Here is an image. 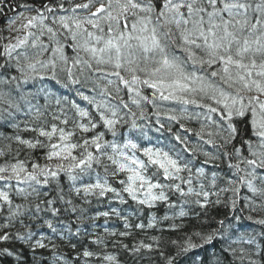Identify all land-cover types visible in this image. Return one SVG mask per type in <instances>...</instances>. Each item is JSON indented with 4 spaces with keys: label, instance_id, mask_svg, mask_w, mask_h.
<instances>
[{
    "label": "snow or ice",
    "instance_id": "obj_1",
    "mask_svg": "<svg viewBox=\"0 0 264 264\" xmlns=\"http://www.w3.org/2000/svg\"><path fill=\"white\" fill-rule=\"evenodd\" d=\"M98 3L95 11L90 8ZM5 0H0V12L4 10ZM29 14L23 12L10 22L12 26L20 21V27L15 31L23 32V38L16 37V42L3 45L0 56L4 57V62L0 63V70H7L8 67L14 69L18 75H9L7 79L0 82L10 85L15 83V90L19 95V100L29 105L31 110L35 105L32 100L36 99L41 93L45 100L54 98L45 85L41 84L35 94L21 93V84L29 81H54L55 84L63 88L74 90L76 96L94 104L100 113V121L113 133L116 134L117 110L112 108L104 101L97 102L94 97L85 95L83 88L94 91L101 87L100 80H107L108 84H123V86L135 97L134 104L140 101H149V96L142 95L141 88L152 89V97L161 101H169L183 106L181 113L187 112V106L204 109V119L215 125V131L209 132V139L204 141L216 148H224L238 137L246 147L248 156L241 153L240 148L233 146L232 153L235 154L237 163L229 162L228 167L234 173L243 172L239 177L243 187H246L254 196L264 199V0H87L86 3L75 4L71 8V14L58 15L51 17L52 24H58L60 29L65 30V39L72 41V50L75 56L69 60L65 55L63 45L57 39L58 29L45 23L49 17L45 15L56 12L57 9L68 12L63 3H58L56 7L44 6V10L32 9L24 6ZM90 11V15L81 18L77 15V10ZM35 11V15L30 13ZM105 25L107 32H105ZM95 31H90L89 27ZM35 29L36 31H33ZM39 33V35H37ZM48 35L54 41L56 47L52 49V57L48 60L41 59L44 52L48 50V45L40 39L41 36ZM34 39L29 43V38ZM37 49L29 52L27 49ZM25 49V51H19ZM15 53V55H13ZM81 53L84 55L82 56ZM15 61L11 64V61ZM60 73H63L61 77ZM116 77L115 81L108 79ZM102 93H108V88H101ZM10 92L0 91V103L7 105V108L0 110V121H8L13 116L9 109L20 110L19 102L10 99ZM208 100L211 103H205ZM54 102L59 105L62 103L60 98H54ZM154 103V100L152 101ZM67 105L72 107L80 117H89V112L81 109L75 100H66ZM124 107H128L124 104ZM102 110V111H101ZM39 116V108L36 109ZM6 113V114H5ZM105 113H110L111 118ZM181 118L191 119V116L169 115L168 119L179 123ZM67 123L65 119L62 121ZM241 122L250 126L251 136L244 137L241 134L239 124ZM83 132H88L97 127L96 123L90 121L89 125L78 124ZM136 128L135 121L132 124ZM163 127V125H161ZM183 127V126H182ZM38 133L39 137H44L48 143H44L39 138L34 141L24 140L17 136L15 139L26 145L29 149L47 148L46 158L52 160H71L67 168L63 163H57L52 167L47 165L32 164V170L26 167L25 162L18 161L7 167H0V181L15 180L17 184H27V188H18V194L27 199L32 193L39 195L37 185L47 184L49 177L56 178L60 172H67L70 178L75 181L77 177L72 175L77 169L81 173L92 168L93 163H100V157L88 151L92 146L96 152L102 148L110 146L113 155H108V160L118 165V171L128 173L127 181L121 180L124 184L123 191L132 200L141 205L152 206L156 201H166L165 187L174 188L182 196L195 195L202 196L203 203L197 200L196 203L201 207H207L209 193L194 191L189 187L184 191L180 184L166 185L153 181L152 177H162L164 180H179L182 183L192 184V179L185 180L180 173L187 170L191 172L188 163H182L179 156L173 157L162 149L144 148L142 154L146 160H141L132 155L126 154L118 144L108 145L103 142V134H97L90 141L85 139L83 144L72 143L71 132L58 129L55 125L51 130L43 127L31 129ZM201 139L203 135L197 133ZM58 136V142H53V138ZM218 137L222 143H217L212 137ZM175 139L185 145V151L194 152L189 149L181 139ZM84 148L80 157L73 155L77 148ZM123 148L138 150V145L128 141ZM4 152L0 151V156ZM207 157L205 163L210 160L218 159L217 156L205 152ZM225 156H230L224 152ZM119 156L122 159L117 160ZM251 157V158H249ZM241 164L246 168H241ZM152 168L151 175L148 174ZM107 171V168H105ZM203 175V169L198 170ZM8 173V175H4ZM116 173H112L115 175ZM43 178V179H41ZM260 181L258 186L256 181ZM230 186L235 185L236 181L229 179ZM215 187V177L212 180ZM31 189V192L28 191ZM98 189V193L94 190ZM155 189L161 191L156 192ZM80 189H77L79 192ZM85 194H96L104 196L108 192L116 193V190L108 185L107 180L94 184H89L83 189ZM220 191L239 192V188H222ZM119 196V193H116ZM218 196L219 193H216ZM0 201L8 206L10 216H22L20 205L12 207L13 201L7 191L0 190ZM52 203V201H48ZM70 203V201H69ZM216 204L221 203L219 199ZM232 210L235 211L236 200L232 201ZM39 211V205H36ZM4 209L0 207V211ZM252 211L264 210V203L255 205ZM105 216L108 213H104ZM184 216L183 211L180 212ZM253 223L264 226V218L254 219L247 217ZM238 221L239 217H235ZM21 223H23L21 221ZM7 226V225H5ZM151 226V225H150ZM219 226L224 232L216 231L206 235H200L201 244L193 243L192 240L186 242L182 251L187 252L192 248L202 247L203 244L212 243L214 239L224 238V233L233 227L226 224L224 220L219 221ZM52 228V224L48 223ZM143 227V225H138ZM264 238V231L258 233ZM32 233L17 234L16 238L25 241L31 240ZM8 234L0 235V241H8ZM246 243L253 246V250L239 249L240 255L237 257L242 262L247 260V264H258L252 259L253 255L261 257L264 254V245L257 242L256 235L249 233L247 237L241 234L238 239L231 243ZM175 243V242H174ZM36 247L45 248L46 245L41 241L35 242ZM126 247V246H125ZM151 250L150 245H141ZM8 255H12L7 249L3 250ZM139 251V248L134 249ZM232 255L236 254L237 249L231 244L225 249ZM85 257L93 255L92 252L85 251ZM108 261H114L115 257H105ZM171 264V260H169Z\"/></svg>",
    "mask_w": 264,
    "mask_h": 264
},
{
    "label": "trees",
    "instance_id": "obj_2",
    "mask_svg": "<svg viewBox=\"0 0 264 264\" xmlns=\"http://www.w3.org/2000/svg\"><path fill=\"white\" fill-rule=\"evenodd\" d=\"M48 1L49 0H5L4 10L0 12V50L3 42L7 39L6 23L11 19L12 9L14 11L17 8L22 10L21 7L24 9L25 5L30 8L36 5L41 6L45 5ZM54 1L55 0L52 2L56 6L57 4L55 3L57 2ZM105 32H107L106 27ZM46 38L49 39L48 35H44V39ZM68 46L69 47L64 48L65 55H68L72 49L70 45ZM27 50L29 52L37 51V49L31 48ZM68 57L71 61L74 56L69 55ZM50 58L53 57L46 56L44 53L41 57V59L45 61ZM60 75L63 77L64 74L60 73ZM114 78L115 80L117 79L116 77H109L110 80ZM52 83L53 82L47 83L46 88L53 93L54 98H60L62 103L57 105L54 102V98H50L46 101L45 98H43L44 95L40 94L34 99L32 104L35 105V107H32L31 110L37 113L36 109L39 108V115L46 124H53L57 121L55 125L62 126L60 129H64L66 133H74L68 142L82 145L85 139L90 141L94 136L102 133L103 142H106L108 145L113 143L118 144L126 154L132 155L134 153L136 157L141 160H146V157L142 154V149H162L163 151L169 152L173 157L179 156L182 163H188L191 172L189 173L185 170L180 173V175L185 180L191 178L192 184L182 183L179 180H164L159 176L152 177L153 181L156 182L158 180V182L166 185L180 184V187L184 191H187L189 187L193 188L194 191H201L200 186L203 184V191L209 193V198L207 207H201L196 201L200 200L203 203L202 196H182L179 192L175 191L174 188L165 187L162 190L168 198L166 201H156L152 206L141 205L137 201L132 200L131 197L123 191L125 185L121 184L120 181H127L128 173L119 172L118 165L108 160V155H113L112 148L110 146L104 147L98 153L94 147L89 146L88 151L99 156L100 163L94 162L92 168L88 169L85 174L75 175L77 177L75 181L70 178L67 172H60L57 178H50L46 185L42 184L45 186H36L39 195L32 193V195L25 199L19 195L16 190L13 197L18 198V201H23L28 205L26 208H20V212L23 213V215L12 217L10 224H14L16 231L23 235L30 229L31 232L35 229L32 227L39 222L38 220L40 219L38 215H41L47 218L40 220L41 222L46 223V220H49V223L57 228L68 226L71 229L72 226L78 227L80 229L78 235H80L81 238L83 237L84 243L82 244H88L89 247L102 253L101 255L96 253L90 257H85L83 253L87 250L82 248L81 241H77L76 238H73V234L67 233L68 235L63 236V239L58 238V240L56 239L55 241L50 238L51 241L49 236L46 235L47 239L42 241L46 247H35L33 250L37 255L43 253L45 258L43 261H40L37 256L36 260L42 262L41 264H64L66 260H64L63 257L68 254L74 264H87L86 261L88 260L106 259L105 257L110 256L111 253L121 257L123 254V247L129 246L131 248V253H133L134 249L139 248V251H137V258L131 256L129 264H167L169 260L174 262L172 261L173 258L181 256L187 261L183 262L182 260L180 264H194V255L196 254L193 253L192 256H188L186 252L182 251V247L186 246V242L189 238L193 243L198 245L201 244L202 241L197 233L206 235L216 231L224 232L219 226V221L225 220L226 224H232L233 227H237L238 230L236 229L233 236L230 238H227L230 233L228 230L224 233L223 239L217 238L213 240V244H211L212 249L209 247L211 253L207 252L202 263L247 264V260L242 262L235 259V261H233L223 253L229 244H231V246H236L242 243H231L233 241L231 239L234 237L238 239L241 234L247 237L249 233L259 237L258 233L264 231V227L258 228L257 224L247 219L248 216H252L254 219L264 218V210H251L253 206L264 203V199L260 196H254L246 187L241 185L239 177L244 175L243 172L237 174L234 173L233 169L228 167L229 162L233 164L237 163L235 154L232 153L233 146L240 148L242 155L248 156L246 147L242 144L239 137L224 148L218 149L213 147V145L207 144L204 141L209 139V132L215 131V125L205 120L203 115L197 116L198 113H203L205 111L204 109L189 105L187 106V112L181 113V108L183 106L153 98V90L146 86L141 88V93L142 95L149 96L150 100H141L137 105L132 101L133 99L139 98L135 97L134 93L129 92L123 84H108L107 80H100L101 87H97L94 91H90L89 88L92 87L90 84L89 87L83 88L82 91L85 95L94 97L97 102L104 101L117 110V119L119 123L116 125V134L113 135V133L100 121V113L94 104H89L79 96L69 97L70 89L65 92L62 87L53 85ZM103 87L108 88V93H102L101 88ZM10 99H12L11 94ZM68 99L75 100L81 109L89 112V117H80L76 110L71 109V107L67 105L66 100ZM153 100L154 103L152 102ZM204 102L211 103V101L208 100ZM0 104L2 107L7 108V105L3 103ZM124 104H127L128 107H124ZM105 114L111 118L110 113ZM169 115H177L178 117L191 116L192 118H181L179 123H177L176 121L168 119ZM15 117L14 113L12 119H15ZM65 119L68 121L66 124L62 122ZM90 121L97 124L95 129L83 132L78 127V124L81 123L89 125ZM133 121H135L136 128L132 127ZM161 125H163V127H161ZM239 127L244 137L251 136L250 126L241 122ZM48 130L51 129L48 128ZM197 133H201L203 139H201ZM176 136H180L181 139L185 141L187 147L195 151H185V145L177 141L175 139ZM20 138L24 139L21 135ZM37 138L44 143H48L44 137L39 136L34 137L33 141ZM145 138H147L146 143L144 142ZM212 138L215 139L217 143H222L218 137L213 136ZM128 141L136 143L138 145V150L123 148V145ZM3 142L6 144L4 146V151L11 150L14 155L10 156L4 153L3 156H0V167H7L18 161H22L25 162L29 171L32 170V164L34 163L42 167L47 165L55 170L54 166L57 163H63L65 168L71 163H74L70 159L62 161L54 159L49 161L46 158L47 148H40L38 146L36 149H29L28 147L25 148L23 144L17 143V141L5 140ZM53 142H58V138H53ZM83 152V147L77 148L73 151V155L79 158ZM205 152L217 156L218 159L210 160L208 163H205L207 159L204 155ZM224 152H228L231 155L225 156ZM116 159L121 160L122 158L117 156ZM105 168H107V171H105ZM241 168H246V165L241 164ZM199 169H203V175L199 174ZM87 172L93 176H91V179L83 181V177L88 175ZM114 172L116 174L112 175ZM151 172L152 168H149L148 174L151 175ZM213 177H215V187L212 186ZM229 179L236 181V184L230 186L228 184ZM97 180L100 182L107 180L108 185L115 189L116 193H119V196L114 192H108L104 196L92 193L85 194L83 191L84 187L96 183ZM256 183L258 186H261L259 180H257ZM229 187L239 188V192L220 191L222 188ZM77 189H80V191L77 192ZM28 191L31 192V189ZM94 191L98 193L99 190L96 189ZM154 191L159 192L161 190L155 189ZM216 193H219V195L217 196ZM217 199H219L221 203L216 204L215 201ZM14 200L15 199H13V201ZM233 200H236L235 211H233L231 207ZM48 201H52V203H48ZM111 201L114 203V211H111ZM36 205H39V211H37ZM181 211L185 213L184 216L180 215ZM104 213H108V215L105 216ZM72 214L73 216H68ZM235 217H239V220L236 221ZM0 218L2 219L1 224H9L8 220L3 217ZM21 221L23 223H21ZM33 221H36L35 225H32ZM138 225H143V227H138ZM42 228L44 231L49 230L47 227ZM159 235V245L163 253H159L156 250L155 253L157 254L154 253L155 256L152 254H148L145 257L140 254L138 255V252H146V250H148L147 247H141V245H151L149 243L152 239H155V236L159 237ZM69 252H71V254ZM22 253V261L16 264H30L29 261L31 260H29L28 251L22 250ZM214 253L217 255L213 256ZM53 254L57 257L60 256L61 260H55ZM252 259H258V264L264 261V258L252 257ZM5 263L12 264L11 261H6ZM67 264H70L69 260H67ZM176 264H178V262H176Z\"/></svg>",
    "mask_w": 264,
    "mask_h": 264
},
{
    "label": "bare ground",
    "instance_id": "obj_3",
    "mask_svg": "<svg viewBox=\"0 0 264 264\" xmlns=\"http://www.w3.org/2000/svg\"><path fill=\"white\" fill-rule=\"evenodd\" d=\"M56 1L57 2H61L62 0H56ZM64 2L67 5H69V6H71V5L73 6V4H74L73 0H65ZM41 10H44V7ZM9 22L10 21H8L6 24H8ZM105 27L107 29L106 25H105ZM53 28L54 29H58V33H64V35H59L58 34V37H59L58 39L60 40L61 44L63 45V48L69 47L68 45H70V47L72 48V41L70 39H65V35H67L65 30L60 29L58 24L53 25ZM8 37H9V33H8V30H7V38ZM42 41H43L44 44L48 45V50L46 52H44V54L46 56H50L51 57L52 56V49L56 47L55 42L53 41L50 44L49 43V39H47V38L44 39V36H43V40ZM7 43H9V40L5 39V41L3 42V45H5ZM3 45L1 46V50L0 51H2ZM24 50L25 49H20L19 51L22 52ZM71 51L68 53V55L67 54L66 55L67 56H69V55L75 56L74 55V51L72 49H71ZM13 55H15V53ZM3 62H4V57L0 56V63H3ZM10 63L14 64L15 61L13 60ZM9 75H18V73H15L14 69L11 68V67H8L6 71L5 70H0V80L7 79ZM0 90L4 91V92H10L13 100L17 101V97H19V95H18L17 91L15 90V83L14 82L12 84H10V85H6V84L0 82ZM20 92L21 93H29V92H31L30 83L28 82L27 84H21ZM43 98H45V97H43ZM33 101L34 100H32V103H33ZM5 108L6 107H2V105L0 104V110L5 109ZM9 110L13 112V116H14V113H15L16 117H15V119H12V117H13L12 116L10 118L11 121L10 120H8V121H0V150L3 151L5 154L6 153L9 154L10 156L14 155L12 153L13 151H11V150H9V151L5 150L4 151V148H5L4 146L6 144L3 141H5V140H13V141L16 142L17 140L15 138L17 136L20 137V135L24 138V140L33 141L34 137L38 136V133L35 132V131H32L31 129L43 127L45 130H48V128L51 129V127L53 125H55V123L57 122L56 121L53 124H50V123L46 124V122L42 120L40 115L37 116V113H35L34 110H30L29 105H27V104H25V106H23V108H20V110L17 111V112H16L15 109H9ZM56 127L58 129H60L62 126H56ZM54 138H58V136L54 137ZM17 143H19V142L17 141ZM23 146L25 148L27 147L24 144H23ZM4 175H8V173H5ZM18 187H22V186L17 184V182L15 180H12V181H0V190L7 191L9 193V196L12 199V201H13V199H15L13 201L12 207L15 208L16 205H20L21 209H23V208H26V206L28 204L23 202V201H18L19 200L18 198L13 197L15 195L16 190H17ZM0 207H2L4 209L3 211H0V217H3L6 220H8V217L11 215L10 212L8 211V206L5 205L3 203V201H0ZM68 216H73V214L72 215H68ZM38 217H39L40 220L47 219L45 217H42L41 215L40 216L38 215ZM1 220L2 219L0 218V235L8 234L10 236V239L8 241H0V264L5 263L6 261H11L12 264H16L18 262H21L22 261L21 259L23 257L22 256V254H23L22 250L23 251L24 250L28 251V253H27L28 257H29V260H31V261H29L30 264H41L42 262H40V261H43L44 258H45L44 254L42 253L41 255L40 254L37 255L33 250L36 247L35 242L37 240L43 241V240L47 239L46 235L49 236V239L51 238V239H54L53 241H55L56 239L58 240V238L63 239L64 238L63 236H65V235L67 236L68 234H73L72 235L73 238H76L77 241H81V246H83L82 248H84L85 250H87V251L89 250V252H92L93 255L96 254V253L101 255V253H102L100 251H96L93 248L89 247L88 244H85V245L82 244V243H84L83 242V237L81 238V236L78 235L80 229L78 227H75V226H72V228L70 229L68 226H65V227H62V228H60V227L57 228V227L52 225L53 227L49 228L48 227V223L50 222L49 220H46V223L45 222H41L40 220H38L39 222L37 224H36V221H33L32 225H35V224L36 225L33 226L32 228H35V229L31 232L32 233L31 240L26 243L25 241L16 238L18 232L14 228V224H7V226H5V224H1ZM257 226H258V228L264 227V226H260V225H257ZM42 227H44V228L47 227V228H49V230H45L46 231L45 232ZM236 229H237V227H233V228L229 229L230 233L228 234L227 238H230L231 236H233V234L236 231ZM29 231H31V229ZM159 238H160V235H159V237L155 236V239H152V241L149 243V244H151L150 245L151 246V250H149V248H148V250H146V252H144V251L138 252V255L140 254V255L145 257L148 254H152V255L155 256V254H157V253H155L156 250L159 253L160 252L163 253V250H162V248L159 245L160 244L159 243ZM231 240H236V239L234 237ZM257 242L259 244H261V245H264V239H262L260 236L257 237ZM211 244H213V242L212 243H208V244H203L202 247L192 248L189 251H187L186 253H187L188 256H192V254L195 253L196 255H194L195 260L193 261V263L194 264H203L202 262H203V259H205L206 255H207V252L211 253L210 252V250L212 249L211 248V246H212ZM74 245H76V244H74ZM74 245H72V246H74ZM231 247L234 248V249H237L235 255H232L230 252L225 251V250H224L223 253H225L228 256V258L232 259L233 261H235V259H238L237 257H239V255H240L239 249L243 248V249H247V250H253V246H250V245H248L246 243H241L239 245L231 246ZM4 249H7L8 252L12 253V255H8L6 252H4L3 251ZM69 253L71 254V252H69ZM122 253L123 254H122L121 257L120 256H115V255H113V253H111L110 256L115 257L114 261H108L106 259H99V260H90V261L88 260V261H86V263L87 264H129V259L131 258V256L134 257V258H137V251H133V253H131V248L129 246L123 247ZM216 255L217 254L214 253L213 256H216ZM37 256H38L40 261L36 260ZM253 257L256 258L258 256H254L253 255ZM60 258H61L60 256L57 257L56 255H54V259L55 260H58V259L61 260ZM63 258H64V260H66V262H64V264H67V260H69L70 264H74L72 259L70 258V256L68 254L65 255ZM258 258H264V254H262V256L258 257ZM50 259H52V258H50ZM54 259H52V260H54ZM182 260H183V262L187 261L183 256H181V257H178V258H173L172 261H174V262H171V264H176V262H178V264H180V263H182ZM238 261H241V260L238 259ZM257 262H259V260ZM5 264H7V263H5ZM167 264H169V263H167ZM261 264H264V261H262Z\"/></svg>",
    "mask_w": 264,
    "mask_h": 264
},
{
    "label": "rangeland",
    "instance_id": "obj_4",
    "mask_svg": "<svg viewBox=\"0 0 264 264\" xmlns=\"http://www.w3.org/2000/svg\"><path fill=\"white\" fill-rule=\"evenodd\" d=\"M87 2V0H76L75 1V3H74V5L75 4H78V3H86ZM99 6V4L98 3H96V4H94L91 8H90V11H95L96 10V7H98ZM21 9L22 10H19V8H17V9H15V11L12 9V19H10V22H11V20H13L16 16H17V14L18 13H21V12H23V13H25L26 15L27 14H29L27 11H26V8H22L21 7ZM80 10V11H79ZM43 11V10H42ZM83 13H82V12ZM90 11H86V10H81V9H78L77 10V15H79L81 18H83V17H86V16H89L90 15ZM31 15H35L36 13H35V11H32L31 13H30ZM45 15L47 16L48 15V12H46L45 11ZM10 22L6 25L7 26V30H8V33H9V37H11L12 39H11V43H15L16 42V37H20V38H23V35H24V33L21 31V32H17V31H15V29L16 28H19L20 27V21H17V23H16V25H14V26H12V30L10 31ZM45 23H46V21H45ZM87 27H89V28H91V26H87ZM33 31H36L35 29H33ZM37 35H39V33H37ZM49 37V36H48ZM34 39V37H30L29 38V43H31V41ZM40 39L41 40H43V36H41L40 37ZM109 79V78H108ZM50 178H52V177H49V179ZM57 178V177H56Z\"/></svg>",
    "mask_w": 264,
    "mask_h": 264
}]
</instances>
